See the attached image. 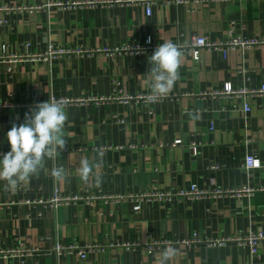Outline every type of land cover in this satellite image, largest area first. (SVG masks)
Wrapping results in <instances>:
<instances>
[{
	"label": "crops",
	"instance_id": "obj_1",
	"mask_svg": "<svg viewBox=\"0 0 264 264\" xmlns=\"http://www.w3.org/2000/svg\"><path fill=\"white\" fill-rule=\"evenodd\" d=\"M232 31L264 41V0H0V51L6 46L21 57L12 72L0 64V153L10 151L12 125L37 103L62 99L68 114L66 145L38 176L7 192L0 181V251L21 243L40 249L26 262L0 255V264H159L167 247L177 250L168 264H264V243L253 259L236 244H182L195 235L216 240L264 230V192L138 199L194 184L264 188V97L204 95L228 83L236 90L264 85V44L227 58L203 51L200 63L183 53L172 91L150 96L148 58L159 44L194 37L220 43ZM50 51L64 54L48 57ZM247 155L263 163L250 176ZM83 159L96 164L87 183L78 172ZM59 166L66 180L51 176ZM54 194L81 199L54 208L47 204ZM156 241L172 244L149 254ZM71 242L103 250L86 260L58 258L55 245Z\"/></svg>",
	"mask_w": 264,
	"mask_h": 264
},
{
	"label": "clouds",
	"instance_id": "obj_2",
	"mask_svg": "<svg viewBox=\"0 0 264 264\" xmlns=\"http://www.w3.org/2000/svg\"><path fill=\"white\" fill-rule=\"evenodd\" d=\"M181 56L182 52L176 44L165 41L148 58L151 65L148 71L151 77L150 96L153 99L167 96L172 91L179 79ZM67 121V104L62 99H48L30 109L23 123L12 125L6 134L10 151L0 153V181L5 182L6 192L38 176L45 168L46 159H54L64 149ZM94 167L96 164L88 159L80 162L78 172L82 181H89ZM51 176L58 181L67 179L63 166L53 167ZM96 182L99 184V177H96ZM176 255L175 248L167 247L160 254L159 264H168Z\"/></svg>",
	"mask_w": 264,
	"mask_h": 264
},
{
	"label": "built area",
	"instance_id": "obj_3",
	"mask_svg": "<svg viewBox=\"0 0 264 264\" xmlns=\"http://www.w3.org/2000/svg\"><path fill=\"white\" fill-rule=\"evenodd\" d=\"M179 1V0H178ZM89 5V4H88ZM53 5H47V7H51ZM59 6V5H56ZM76 6V5H75ZM23 10L32 12L36 10L35 8H23ZM147 12L150 13V8L148 7ZM151 44V41H147V46ZM179 50L183 53H190L196 63L201 62V53L203 51H214L219 52L223 55L224 58H227L229 52L231 51H246L254 46L263 45L264 41H258L255 39H244L238 34L231 32L229 38L225 42L217 43L208 39L207 37H194L190 43H175ZM150 48V47H148ZM64 54V52H54L50 51L47 55L50 56H57ZM16 55H10L8 53L7 47H2L0 51V64L7 65V71L12 72L11 64L20 59ZM205 96H210L213 98L216 97H239L247 99L249 97L254 98H263L264 97V85L260 88H242V89H234L231 83L224 85L222 89L214 90L210 93H205ZM244 111L248 115L251 112V107L248 103L245 102ZM212 126V125H211ZM180 144V141L176 142ZM192 154L194 156L198 155L199 148L197 145H193L191 147ZM263 167V163L261 160L256 158L253 155H247L245 157L243 169L247 176H250L253 171L259 170ZM219 167L214 166L211 167L210 171H216ZM214 184V181H212ZM257 192H264V188L257 187V188H243V189H222V188H200L197 185H188L182 187L181 189L177 190L176 192H159L153 191L151 193H147L146 195L140 196L138 199L140 200H151V199H168L171 200L172 198H179L183 201H200V200H208V199H217L221 197H241L244 195L253 196ZM99 197H86L88 202H91ZM80 197H62L57 194H54L52 199L47 202L48 205L56 208L59 205L68 204L75 200H80ZM139 206H136L135 210H139ZM264 243V230L262 229H255L251 230L245 234L237 235L236 237L232 238H224V239H216V240H202L196 235L192 239H186L182 242L189 247H196L202 244L208 245L214 248H225L229 244H236L239 248H247L249 253L253 258L257 257L259 246ZM171 245V242H160L156 241L147 245V251L149 254H153L156 250H158L163 245ZM103 247L100 245H93V244H79L76 242H71L68 244H60L57 243L54 247V252L58 258H62L65 256H78L82 260L88 259L92 254L102 251ZM40 252V249L30 247L25 243H21L18 245L17 248L11 249L9 251H0V255L3 257H17L22 261L26 262L29 259L36 256V254ZM252 264V263H250Z\"/></svg>",
	"mask_w": 264,
	"mask_h": 264
}]
</instances>
